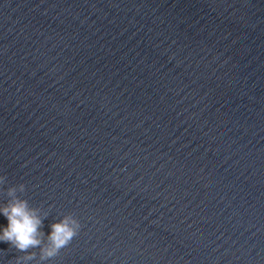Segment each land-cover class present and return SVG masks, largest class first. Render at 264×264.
Listing matches in <instances>:
<instances>
[{
    "label": "clouds",
    "instance_id": "clouds-1",
    "mask_svg": "<svg viewBox=\"0 0 264 264\" xmlns=\"http://www.w3.org/2000/svg\"><path fill=\"white\" fill-rule=\"evenodd\" d=\"M5 183V177L0 176V185ZM24 193L25 185L19 184L7 188L8 200L0 205V214L6 220L7 225L0 227V242L9 244L18 252L23 253L15 257V264H30L39 256V262L56 257L61 249L67 247L81 228L78 218L73 214L65 215L62 219L50 225L51 231L42 232L43 219L41 209L31 207L28 200L22 199L17 192ZM47 216V213H43ZM34 249H39L37 254Z\"/></svg>",
    "mask_w": 264,
    "mask_h": 264
}]
</instances>
